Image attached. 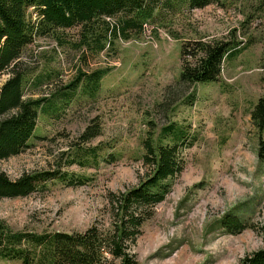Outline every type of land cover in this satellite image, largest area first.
I'll use <instances>...</instances> for the list:
<instances>
[{
  "label": "rangeland",
  "instance_id": "374dc122",
  "mask_svg": "<svg viewBox=\"0 0 264 264\" xmlns=\"http://www.w3.org/2000/svg\"><path fill=\"white\" fill-rule=\"evenodd\" d=\"M150 13L145 30L129 29L128 37L113 38L98 55L50 37L28 47L22 60L32 74L24 98L50 100L38 113L29 146L0 160V171L10 178L58 171L71 181L48 182L27 196L0 197V222L33 233L84 231L93 222L106 226L108 193L138 184L146 169L143 140L173 143L160 133L170 124V134L186 143V165L142 225L132 247L136 264H241L264 247L258 228L264 161L257 158L259 130L251 121L264 97V4L214 0L191 8L185 1L163 8L158 3ZM202 37L240 46L224 56L217 81H180L181 45ZM99 69L107 71L96 83L88 80ZM80 71L77 86L66 88ZM33 75L48 77L35 89ZM87 127L97 131L89 140L82 138ZM232 216L245 227L235 231L236 222L226 220ZM0 264L21 261L0 256Z\"/></svg>",
  "mask_w": 264,
  "mask_h": 264
},
{
  "label": "trees",
  "instance_id": "16d2710c",
  "mask_svg": "<svg viewBox=\"0 0 264 264\" xmlns=\"http://www.w3.org/2000/svg\"><path fill=\"white\" fill-rule=\"evenodd\" d=\"M176 1L0 0V77L7 75L0 85V160L17 155L29 146L38 113L50 100L46 96L24 98V88L32 71L22 57L30 45L38 38L50 37L56 44L67 45L82 54L87 50L98 55L109 48L113 38L128 37L129 29L145 30V20L158 3L163 8L172 4L178 8L187 1L191 8H203L214 0ZM239 44L219 38L186 40L180 50V81H217L224 56ZM106 71L95 70L88 75V80L96 83ZM82 76L80 71L66 88L76 87ZM47 77L33 75V87L38 88ZM251 121L259 130L257 158L264 161V97L259 98L251 111ZM170 127V124L162 127L160 133L163 137L171 136L173 143L143 140L145 151L140 158L146 169L138 184L125 191L108 193L106 226L93 222L84 231L33 233L12 231L0 222V256L19 259L21 264H107L111 262L109 257L117 264H136L132 247L142 225L153 214V207L164 200L186 165L182 149L186 143L176 140L170 134ZM96 134L93 127H87L82 138L89 140ZM55 180L68 183L71 177L43 170L10 178L0 171V197L27 196ZM226 220L236 222L235 231L245 227L237 216ZM258 228L264 235V214ZM241 264H264V247L245 255Z\"/></svg>",
  "mask_w": 264,
  "mask_h": 264
},
{
  "label": "crops",
  "instance_id": "0c3cea01",
  "mask_svg": "<svg viewBox=\"0 0 264 264\" xmlns=\"http://www.w3.org/2000/svg\"><path fill=\"white\" fill-rule=\"evenodd\" d=\"M207 6V5H206Z\"/></svg>",
  "mask_w": 264,
  "mask_h": 264
}]
</instances>
